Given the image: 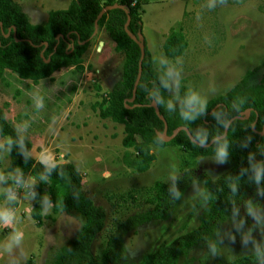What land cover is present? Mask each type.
I'll use <instances>...</instances> for the list:
<instances>
[{"label": "rangeland", "instance_id": "obj_1", "mask_svg": "<svg viewBox=\"0 0 264 264\" xmlns=\"http://www.w3.org/2000/svg\"><path fill=\"white\" fill-rule=\"evenodd\" d=\"M15 1L30 22L43 23L50 9L64 8L70 0ZM137 1L142 32L156 69L166 68L160 59L166 56L163 42L170 28L182 26L187 40L184 53L176 58L166 57L173 64L177 58L182 61L181 65H175L181 78L204 102L229 89L248 68L260 66L248 84L260 81L264 73L261 65L264 62V0H228L223 7L217 0L212 10L204 7L207 0ZM122 59V53L115 49L106 31L97 26L83 55L85 68L81 74L67 67L32 82L6 69L0 80V107L12 125L31 141V155L39 160L41 151H46L56 162L75 163L83 176L84 192L104 209V227L91 245L94 255H100L107 233L119 221L151 207L148 199L153 182L179 173L184 159L192 168L206 171L211 177L229 167L225 162L216 161L215 155H193L171 144L151 146L155 157L145 171H138L125 162V154L131 157L133 151L122 144L123 125L99 117L93 108V103L120 77ZM176 92L177 88L169 91L173 104L178 101ZM7 162L8 148L0 136V209L14 214L10 225L0 227V264H49L56 249L75 235L79 219L51 208L49 215H42L38 224L30 213L36 199L30 186L38 180L27 175L17 183L13 179L16 171H5ZM193 185L169 219L146 222L126 235V264H138L143 253L198 225L202 205L196 202L202 181L195 183L196 188ZM257 190L252 188L247 200L260 206L257 211L264 223V197L258 196ZM11 196L16 197V204L9 210L6 203ZM248 220L243 223L237 219L226 220L220 228L217 254H211V243H208L192 249L185 264H227L241 255L256 252L251 239L245 246V234L256 223L252 216L248 215ZM17 229L24 232V241L9 253L5 248ZM252 237L259 244V250L264 248L260 227L252 231ZM21 249L26 255L21 254ZM183 261L181 258L180 263Z\"/></svg>", "mask_w": 264, "mask_h": 264}, {"label": "trees", "instance_id": "obj_2", "mask_svg": "<svg viewBox=\"0 0 264 264\" xmlns=\"http://www.w3.org/2000/svg\"><path fill=\"white\" fill-rule=\"evenodd\" d=\"M115 3L124 8L116 6L108 9L99 18L98 27L106 31L115 49L122 53V71L109 90L93 103V108L99 117L123 125L122 144L133 151L131 157L127 155L129 153L125 154V162L138 171L147 170L155 157L151 147L153 144L176 145L193 155H215L216 140L209 146L199 147L191 142L185 130H180L164 143L157 141V132L163 131L164 123L150 105V97L159 92L164 106L157 105L158 112L166 120L167 134L170 135L177 126L184 125L194 138L197 134L207 135V143L223 133L221 121L235 116L232 105L240 102L238 97L245 100L243 110L250 108L248 117L233 118L232 127L221 138L229 141L225 161L229 167L218 176L211 177L206 171L195 170L184 159L181 171L173 176L175 179L171 177L153 182L152 195L148 199L150 208L128 215L109 230L100 255L92 253L91 245L104 227L105 211L84 192L83 176L76 171L75 163L56 162L57 167L51 173H45L44 165L30 153L31 141L12 125L5 110L0 107V136L8 148L5 171H16L13 177L16 182L17 179L22 182L27 175L38 180L30 186L36 198L30 213L38 224L46 197L51 201L54 212L74 214L79 219L75 235L56 249L49 264H126V235L146 222L169 219L187 189L202 181V190L196 202L202 205L198 225L170 241L161 242L153 251L143 253L138 262L185 264L192 249L208 243H215L218 247L220 228L226 220L249 221L245 207L249 192L252 188L264 189V175L257 183L249 161L250 154L254 155L255 162L264 161V154L258 148L259 144H264V73L258 83L248 84L260 66L246 69L229 89L208 99L202 112H190L185 118L181 112L189 92L185 80L181 78L176 92L178 101L172 103L171 111H168L167 105L169 101L172 102V96L160 80L165 69L153 66L145 38L141 77L135 93L132 92L140 47L128 31L135 36L143 33L140 3L137 0H70L64 8L50 9L43 23L30 22L15 0H0V80L6 69L32 82L50 77L67 67L81 74L85 68L83 55L94 36L95 19L103 7ZM186 47L182 26L170 28L163 42L165 55L176 58L184 53ZM248 125H255V131L247 129ZM249 135L252 139L244 146ZM9 137L13 140L11 146L7 142ZM42 174L48 175L49 179H41ZM232 182L237 184L235 195L229 186ZM173 185L181 193L179 199L170 191ZM15 204L16 200L9 197L6 203L8 209L11 210ZM259 253L241 255L227 264H264V248ZM181 258L184 259L182 263Z\"/></svg>", "mask_w": 264, "mask_h": 264}, {"label": "clouds", "instance_id": "obj_3", "mask_svg": "<svg viewBox=\"0 0 264 264\" xmlns=\"http://www.w3.org/2000/svg\"><path fill=\"white\" fill-rule=\"evenodd\" d=\"M216 2L217 0H207V3L206 5H204V7H206L209 10L215 9ZM227 2L228 0H219L221 7L225 6ZM199 18L200 16L198 14L197 19ZM205 39L207 40V37ZM153 59H155V57H153ZM160 63L166 66L164 73L160 76L162 86L169 90L173 88L178 89L180 85L181 75H180V70H178L175 65L177 64L181 65L182 61L179 58H177L175 60V64H173L172 61H170L166 56H162L160 59ZM238 99L240 100V102L238 104L232 105L235 111V119L241 118L244 115L243 104L245 103V100L239 97ZM150 100L156 105L164 106L163 98L159 94V92L155 93L152 97H150ZM37 107H39V104H37ZM171 108H172V102L169 101L167 105V110L171 111ZM204 108H205V102L201 99V97L195 91L191 89V87H189L188 96L186 100L184 101V104L182 105V109H181L182 115L185 118H187L190 112H195L198 114L199 112H202ZM221 123L223 124L224 129H229L230 127H232L234 120L224 119L223 121H221ZM246 128L251 129L252 132L255 131V125H248ZM251 139H252V136L249 135L244 146H246L247 142H250ZM165 140H166V136L163 133H158L157 141L159 143H164ZM207 140H208L207 135L197 134L196 139L191 140V142L194 145H197L199 147H204L207 144ZM7 142L9 146H11V144L13 143L12 138L9 137ZM215 142H216V147H215L214 159L221 163L225 162L228 158L229 141L227 140V138H224L223 140H221L220 138H216ZM21 147H23V145H21ZM258 148L261 154H264V144L262 143L259 144ZM249 161L251 163L252 169L255 172L256 182L259 183L262 175H264V161L259 162V163L255 162L253 154L249 155ZM39 162L42 165H44L45 173H51V171L57 167L56 158L50 152L41 151ZM76 171L79 172L80 168L77 167ZM61 175H63V173H61ZM41 179H44L45 181H47L49 177L46 174H42ZM173 179H175V177H173ZM20 182L21 181L17 179V183H20ZM193 186L194 188H196L195 183ZM229 186L232 189V194L235 195L237 192V184L235 182H232L230 183ZM170 191L172 192L173 196L176 199L180 198L181 193L175 188L174 185H173V188L170 189ZM256 194L260 197H264V189H258ZM78 198L79 197L77 196V199ZM10 199L15 200L16 197L11 196ZM245 207H246L247 214L249 216H252L256 221V223L253 225V228L250 229L245 234V246H247L248 240L251 239L257 249V255H259L260 254L259 244L255 243V238L252 237V231L256 227H260L261 236L264 237V223H262L260 213L257 211V209L260 206H258V204L254 203L251 199H249L245 202ZM51 208H52L51 201L46 197L44 201V208L41 211V215L48 216ZM236 211H238V209H236ZM13 220H14V214L12 212L0 209V227L4 225H10L13 222ZM241 223H243V221ZM23 241H24V232L20 231L19 229L14 230V232L12 233L10 237V242L6 245L5 250L11 253L14 248L21 246L23 244ZM233 242H234V237H233ZM209 247H210L211 254L213 256L216 255L218 252L217 245L213 243L209 245ZM21 254L26 255L23 252V249H21Z\"/></svg>", "mask_w": 264, "mask_h": 264}, {"label": "water", "instance_id": "obj_4", "mask_svg": "<svg viewBox=\"0 0 264 264\" xmlns=\"http://www.w3.org/2000/svg\"><path fill=\"white\" fill-rule=\"evenodd\" d=\"M116 6H119L121 8H124L123 5H120V4H113V5H107L105 7H103L100 12L98 13L96 19H95V29H94V32H93V35L96 33V30H97V26H98V20L99 18L110 8L112 7H116ZM125 11L127 12V9H125ZM128 34L131 36V38L133 39V41H135L139 47H140V58H139V61H138V70H137V75H136V79L133 83V87H132V92L133 94L135 93L136 91V87H137V84H138V81L141 77V71H142V60H143V57H144V50H145V46H144V35L143 33H139L138 36H135V35H132L129 31H128ZM132 99V98H131ZM154 109H155V112L158 114L159 118L163 121L164 123V128H163V131L162 132H157V135L158 133H163L165 136H166V140L165 141H169L170 139H172L180 130H185L187 135L190 137V140H195L196 138L193 137V135L190 133L189 129L184 126V125H179L177 126L173 132L168 135L167 134V123H166V120L165 118L159 114L158 112V106L156 104H154L153 102H151L150 104ZM249 112H250V108H247L245 111H244V115L243 117L241 118H245V117H248L249 115ZM233 118H235V116L231 117L230 120H232ZM227 130L228 129H224L223 133L220 134V135H217L215 137H213L205 146H209L210 144H212L216 138H223L226 133H227Z\"/></svg>", "mask_w": 264, "mask_h": 264}, {"label": "crops", "instance_id": "obj_5", "mask_svg": "<svg viewBox=\"0 0 264 264\" xmlns=\"http://www.w3.org/2000/svg\"><path fill=\"white\" fill-rule=\"evenodd\" d=\"M33 156V155H32Z\"/></svg>", "mask_w": 264, "mask_h": 264}]
</instances>
